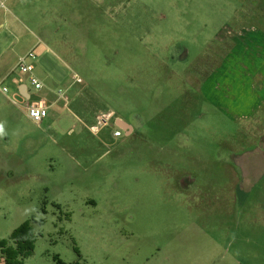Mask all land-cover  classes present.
I'll use <instances>...</instances> for the list:
<instances>
[{
	"label": "rangeland",
	"instance_id": "rangeland-1",
	"mask_svg": "<svg viewBox=\"0 0 264 264\" xmlns=\"http://www.w3.org/2000/svg\"><path fill=\"white\" fill-rule=\"evenodd\" d=\"M243 2L3 0L0 70L33 49L32 99L71 85L40 124L0 93V243L34 238L16 264H264V112L200 88L228 46L213 37L264 8ZM107 112L132 133L92 130Z\"/></svg>",
	"mask_w": 264,
	"mask_h": 264
},
{
	"label": "crops",
	"instance_id": "crops-1",
	"mask_svg": "<svg viewBox=\"0 0 264 264\" xmlns=\"http://www.w3.org/2000/svg\"><path fill=\"white\" fill-rule=\"evenodd\" d=\"M245 1L242 0L243 3ZM249 11L247 9V14L254 16L250 15L249 20L253 21L230 24L224 29L222 27L221 33L213 37L216 43H226L228 46L219 63L210 70V74L200 87L218 109L223 111L224 106H229L242 110L244 113L234 115L236 116L234 118H243L246 121L252 119L256 112H264V8H254L252 13ZM241 13H245L244 7L238 9L237 14L241 15ZM12 65L7 68L3 66L0 74L4 77L14 66ZM51 114L49 110L47 117ZM121 120L124 122L123 119ZM116 124L120 129H127L125 132L127 135L133 131L129 123L128 126L119 121ZM258 127L259 124L254 127L257 132L254 136H257V141L264 146V132L259 131ZM236 154L233 157L239 165V160H242L243 156ZM241 189L242 186H238L236 191Z\"/></svg>",
	"mask_w": 264,
	"mask_h": 264
},
{
	"label": "built area",
	"instance_id": "built-area-1",
	"mask_svg": "<svg viewBox=\"0 0 264 264\" xmlns=\"http://www.w3.org/2000/svg\"><path fill=\"white\" fill-rule=\"evenodd\" d=\"M3 0H0L2 5ZM36 55L33 49L28 50L21 55L15 65L8 71V73L0 80V93L6 96L7 101L25 112L26 117L35 124H40L49 113L51 106L57 102L63 101L64 105L67 104L66 92L69 85L66 88H58L57 90H51V94L54 96L52 102H48L43 98L35 96V99L31 98V94L28 92L27 84L35 92H39L45 88L44 84L36 77L35 62ZM72 83H80L81 80L76 74L71 76ZM25 87V91H22V87ZM108 114L99 116L97 119V125L91 128L96 130L98 127L104 124L105 119L108 118ZM115 134H118L115 132Z\"/></svg>",
	"mask_w": 264,
	"mask_h": 264
},
{
	"label": "trees",
	"instance_id": "trees-1",
	"mask_svg": "<svg viewBox=\"0 0 264 264\" xmlns=\"http://www.w3.org/2000/svg\"><path fill=\"white\" fill-rule=\"evenodd\" d=\"M11 239L13 247L7 246L5 242L0 243L1 252L6 264H16V257H27L33 248L34 238L31 234V229L27 224H23L15 230Z\"/></svg>",
	"mask_w": 264,
	"mask_h": 264
},
{
	"label": "flooded vegetation",
	"instance_id": "flooded-vegetation-1",
	"mask_svg": "<svg viewBox=\"0 0 264 264\" xmlns=\"http://www.w3.org/2000/svg\"><path fill=\"white\" fill-rule=\"evenodd\" d=\"M181 52H182V49L179 51V54H181ZM106 114H108L109 116H108V118L107 119H105V122H104V124L103 125H101L100 127H98L95 131H97L99 128H102V127H104V126H107L108 124H114L115 123V126H117L119 129H120V127L116 124V122H120V123H124L125 125H127L128 126V122L127 121H125L123 118H121V117H119V116H116L113 112H107V113H105V114H99V115H97L96 117H95V119H96V122H97V119H98V117L99 116H102V115H106ZM121 119H123L124 120V122L121 120ZM130 124V123H129ZM96 125H97V123H96ZM94 126L92 125V126H90V128H93ZM121 130L122 131H124V133L126 132V130L127 129H122L121 128ZM115 132H117L118 134H115ZM132 133V132H131ZM130 133V134H131ZM120 132L118 131V130H116V131H113V136H120ZM126 134V133H125ZM127 135V134H126ZM129 135V134H128ZM239 192V194H240V191H238ZM238 192H237V194H238Z\"/></svg>",
	"mask_w": 264,
	"mask_h": 264
},
{
	"label": "water",
	"instance_id": "water-1",
	"mask_svg": "<svg viewBox=\"0 0 264 264\" xmlns=\"http://www.w3.org/2000/svg\"><path fill=\"white\" fill-rule=\"evenodd\" d=\"M21 89H22L23 92L25 91V87L24 86Z\"/></svg>",
	"mask_w": 264,
	"mask_h": 264
},
{
	"label": "clouds",
	"instance_id": "clouds-1",
	"mask_svg": "<svg viewBox=\"0 0 264 264\" xmlns=\"http://www.w3.org/2000/svg\"><path fill=\"white\" fill-rule=\"evenodd\" d=\"M2 131H3V129H2V128H0V134H2Z\"/></svg>",
	"mask_w": 264,
	"mask_h": 264
}]
</instances>
